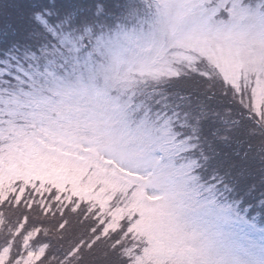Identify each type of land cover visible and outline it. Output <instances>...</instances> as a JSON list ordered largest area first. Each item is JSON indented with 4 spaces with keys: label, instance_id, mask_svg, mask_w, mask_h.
<instances>
[{
    "label": "snow or ice",
    "instance_id": "snow-or-ice-1",
    "mask_svg": "<svg viewBox=\"0 0 264 264\" xmlns=\"http://www.w3.org/2000/svg\"><path fill=\"white\" fill-rule=\"evenodd\" d=\"M0 264H264V0H0Z\"/></svg>",
    "mask_w": 264,
    "mask_h": 264
}]
</instances>
